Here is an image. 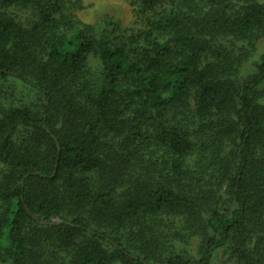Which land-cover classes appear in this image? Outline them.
<instances>
[{"label": "trees", "instance_id": "16d2710c", "mask_svg": "<svg viewBox=\"0 0 264 264\" xmlns=\"http://www.w3.org/2000/svg\"><path fill=\"white\" fill-rule=\"evenodd\" d=\"M127 1L0 0V264H264V0Z\"/></svg>", "mask_w": 264, "mask_h": 264}, {"label": "rangeland", "instance_id": "374dc122", "mask_svg": "<svg viewBox=\"0 0 264 264\" xmlns=\"http://www.w3.org/2000/svg\"><path fill=\"white\" fill-rule=\"evenodd\" d=\"M78 2L80 9L74 12L77 20L86 25H94L104 17H111L121 26L136 27L134 8L127 0H70ZM19 21H29L30 15L26 12L12 11ZM90 65L95 68L96 61L90 60Z\"/></svg>", "mask_w": 264, "mask_h": 264}, {"label": "water", "instance_id": "95a60500", "mask_svg": "<svg viewBox=\"0 0 264 264\" xmlns=\"http://www.w3.org/2000/svg\"><path fill=\"white\" fill-rule=\"evenodd\" d=\"M55 139V138H54Z\"/></svg>", "mask_w": 264, "mask_h": 264}]
</instances>
